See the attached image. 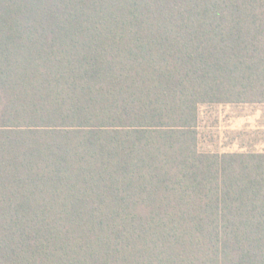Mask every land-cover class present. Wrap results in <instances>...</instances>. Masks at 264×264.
<instances>
[{
    "label": "trees",
    "instance_id": "obj_1",
    "mask_svg": "<svg viewBox=\"0 0 264 264\" xmlns=\"http://www.w3.org/2000/svg\"><path fill=\"white\" fill-rule=\"evenodd\" d=\"M217 105H264V0H0V264H264Z\"/></svg>",
    "mask_w": 264,
    "mask_h": 264
},
{
    "label": "rangeland",
    "instance_id": "obj_2",
    "mask_svg": "<svg viewBox=\"0 0 264 264\" xmlns=\"http://www.w3.org/2000/svg\"><path fill=\"white\" fill-rule=\"evenodd\" d=\"M199 116L204 150L264 152V105L201 106Z\"/></svg>",
    "mask_w": 264,
    "mask_h": 264
}]
</instances>
